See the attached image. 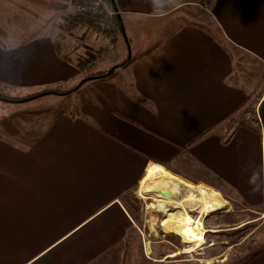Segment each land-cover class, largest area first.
<instances>
[{
	"label": "crops",
	"instance_id": "0c3cea01",
	"mask_svg": "<svg viewBox=\"0 0 264 264\" xmlns=\"http://www.w3.org/2000/svg\"><path fill=\"white\" fill-rule=\"evenodd\" d=\"M114 1L108 35L66 0H0V92L52 91L0 118V264L115 257L137 231L126 197L160 167L264 208V0ZM44 96L74 102L25 141L21 107Z\"/></svg>",
	"mask_w": 264,
	"mask_h": 264
},
{
	"label": "rangeland",
	"instance_id": "374dc122",
	"mask_svg": "<svg viewBox=\"0 0 264 264\" xmlns=\"http://www.w3.org/2000/svg\"><path fill=\"white\" fill-rule=\"evenodd\" d=\"M177 1L180 0H169L171 3ZM116 2L120 8L124 7V0H116ZM166 2L168 1L166 0L164 3ZM65 4H67L72 13L76 14L70 0H66ZM82 21L86 27L93 28L97 31L94 26L90 27L89 25H91V23L87 22L84 18H82ZM104 31L108 35L114 34L112 30L104 29ZM119 36L122 40L121 33ZM121 46L123 48L122 44ZM98 50L99 49L95 51ZM91 57L92 52L89 50L87 59L84 60L85 62L83 61L84 67L89 70L99 69L100 66L98 64L96 65L98 60L93 66H86V62L90 60ZM114 68L115 67H111L105 72L96 73L97 75L108 73L114 71ZM96 73L89 72L86 78ZM95 79L96 78L88 79L87 82ZM51 92L52 91H43L23 97L12 96L8 93L4 94L0 92V95L6 96H0V118L2 117L1 115H8L6 119L10 120L12 118V105L23 103L37 97L39 98L45 95V93L48 94ZM8 97L18 98L16 100L19 102ZM46 97L48 96H44L41 100H35L21 107L20 111L24 112L25 118L30 117L28 123H26L25 127L21 130L25 135L29 133L23 140L32 141L38 133L44 131L46 126L44 116H50L53 112H48L49 110L45 109H51L56 106L59 107V109H64L68 104L74 102V96H71V98L68 99L70 101L65 104L61 102H58V104L53 103V101H56L55 99H47ZM242 111L244 113L246 108L242 109ZM246 117L247 116H244L245 119H247ZM249 119L250 118L247 120ZM0 129L1 131L12 132L10 129L3 127L2 123H0ZM136 189L135 193L128 195L124 202L130 215L137 224L135 235L127 242L123 251L121 248L116 251L115 257L110 256L108 259L105 258L93 264H237L249 254L264 247V208L256 207L251 209L241 203L231 201L227 197V204L221 209L203 217V227L205 229V241L203 245L187 253L185 252V244L182 242L181 237L172 232L170 223L167 219V212L174 210L173 207L164 206L161 208L159 205L154 204L151 199H140V197L136 195ZM183 191L184 187L182 186L179 195ZM151 205H153L154 210L150 208ZM147 243L149 245L148 252L145 248Z\"/></svg>",
	"mask_w": 264,
	"mask_h": 264
},
{
	"label": "bare ground",
	"instance_id": "6f19581e",
	"mask_svg": "<svg viewBox=\"0 0 264 264\" xmlns=\"http://www.w3.org/2000/svg\"><path fill=\"white\" fill-rule=\"evenodd\" d=\"M182 186L184 191L180 193ZM140 199H151L161 208L172 206L167 219L173 233L181 237L185 252L190 253L204 243L203 217L221 209L226 199L213 188L192 184L160 167L146 177L136 189ZM154 210L153 205L150 206ZM150 210V209H149ZM149 251L148 243L145 245Z\"/></svg>",
	"mask_w": 264,
	"mask_h": 264
},
{
	"label": "built area",
	"instance_id": "2783aa9c",
	"mask_svg": "<svg viewBox=\"0 0 264 264\" xmlns=\"http://www.w3.org/2000/svg\"><path fill=\"white\" fill-rule=\"evenodd\" d=\"M72 8L77 15H81L87 22H91L96 30L107 29L112 33L118 31L112 21L115 11L111 10L105 0H70ZM105 54L104 49L92 52V57L86 62V66H93L96 61ZM87 59V58H86ZM85 59V60H86ZM85 62V61H84Z\"/></svg>",
	"mask_w": 264,
	"mask_h": 264
},
{
	"label": "trees",
	"instance_id": "16d2710c",
	"mask_svg": "<svg viewBox=\"0 0 264 264\" xmlns=\"http://www.w3.org/2000/svg\"><path fill=\"white\" fill-rule=\"evenodd\" d=\"M109 8L111 10L114 11V8H115V1L114 0H106ZM116 12H115V17H114V22L117 26L121 25V19H118V16H116ZM2 32L0 31V44H2ZM124 63L122 62L120 65L118 66H121L123 65ZM109 73H104V74H99L97 75L96 74H91L90 77H93V76H97V77H94V78H101V77H104L106 75H108ZM89 77V76H88ZM75 89V88H74ZM0 96H3V95H0ZM3 97H6V96H3ZM8 98H11L12 100H16L18 98H14V97H8ZM17 102H19L18 100H16ZM16 101H12V102H16ZM264 249H260V250H257L256 252H253L251 254H249L248 256H246V258H243L239 263L237 264H244L246 263L247 261H249L250 259H252L253 257H255L257 254H259L261 251H263Z\"/></svg>",
	"mask_w": 264,
	"mask_h": 264
},
{
	"label": "water",
	"instance_id": "95a60500",
	"mask_svg": "<svg viewBox=\"0 0 264 264\" xmlns=\"http://www.w3.org/2000/svg\"><path fill=\"white\" fill-rule=\"evenodd\" d=\"M122 33H123V31H122ZM108 73H109V72H108ZM92 78H94V77H89V78H87V79H83L82 82H83V81H86V80H88V79H92Z\"/></svg>",
	"mask_w": 264,
	"mask_h": 264
}]
</instances>
